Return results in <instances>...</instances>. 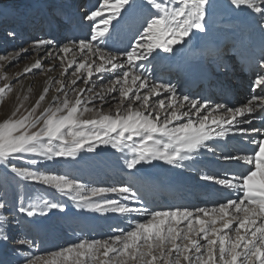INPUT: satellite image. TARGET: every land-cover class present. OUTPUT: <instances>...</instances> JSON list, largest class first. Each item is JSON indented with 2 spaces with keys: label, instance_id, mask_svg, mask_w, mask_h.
Here are the masks:
<instances>
[{
  "label": "snow or ice",
  "instance_id": "obj_1",
  "mask_svg": "<svg viewBox=\"0 0 264 264\" xmlns=\"http://www.w3.org/2000/svg\"><path fill=\"white\" fill-rule=\"evenodd\" d=\"M228 4L258 14L256 27L264 35V0H228ZM215 7L214 0H140L139 3L137 0H98V4L84 14L91 25L89 37L63 44L41 38L34 40L31 49L23 50L44 49L47 58L59 62L61 75L74 68L69 82L74 97L68 98V85L63 79L56 80L55 92L63 93V98L53 96L55 103L38 111L49 92V87H44L35 103L23 114L20 113L21 104L0 121V161L5 164L0 171V189L5 193L0 197V210H7L8 189L14 190L23 180L51 186L70 196L78 207L97 212L142 211L104 195L118 193L131 200L135 193L130 186L86 189L66 175L46 174L12 162L13 157L23 160V154H37L48 160L75 157L85 147L93 151L96 144H111L120 149L125 141L138 137V145L133 141L128 146L137 154L126 162L128 169L153 159L177 165L192 160L193 154L201 149L216 156L217 162L240 169L226 167L201 176L218 186L219 191L229 193L210 208L143 210L144 219L130 230H121L107 239H80L46 256L25 258L24 264H264V132L251 126L257 117L264 120V55L258 61L259 71L254 73L251 82L252 94L240 106L227 103L212 106L187 95L178 97L171 84H150L143 63L158 49L174 53V46L186 43V38L196 34L194 30L205 33ZM59 20L57 16L56 22ZM113 21H123V24L117 28ZM121 31L130 42L126 48L118 50V54L105 53L94 43L106 40L123 43ZM8 35L14 38L15 30ZM53 45L55 54L48 51ZM19 56V52L0 54V69ZM121 57H124L123 62H120ZM42 65L43 61L36 59L23 69L22 75L39 70ZM106 72L113 74L115 79L96 95L103 100L105 94L118 92L116 110L114 113L99 110L92 118H84V113L93 111L87 105L96 95L85 100L82 94L94 89L77 88L78 81L87 86L93 83L94 75L103 76ZM8 79L6 74L0 73V80ZM162 90L170 95L151 103ZM11 91V84L4 83L0 86V98ZM135 102H140L141 107H133ZM185 102L190 108L181 111ZM124 105L127 106L122 107ZM191 114H195V119ZM183 118H187L186 122H181ZM173 122L178 123L170 127ZM253 133L260 139H249ZM156 134L160 138H156ZM230 134L249 144L250 149L229 148L227 138ZM214 138L224 143H210ZM30 163L35 165L38 161ZM97 197L98 200L93 199ZM62 208L60 203L40 199L27 207L21 202L16 211L33 217L43 214L45 209ZM9 223L8 217H0V240L9 239ZM18 243L24 246L29 242L21 239Z\"/></svg>",
  "mask_w": 264,
  "mask_h": 264
},
{
  "label": "bare ground",
  "instance_id": "obj_2",
  "mask_svg": "<svg viewBox=\"0 0 264 264\" xmlns=\"http://www.w3.org/2000/svg\"><path fill=\"white\" fill-rule=\"evenodd\" d=\"M139 2L140 0H137V3ZM214 3L216 7L213 15L209 17L208 30L205 33L194 30L196 34L190 39L186 38L183 55H179L176 50L174 53H164L162 49H158L152 57L143 63L148 70L150 84H171L174 86L178 97L187 95L192 99L206 101L212 106L222 103H227L229 106H240L250 98L252 94L251 82L255 78L254 73L258 72L259 69L257 63L256 66L250 65V68L246 70L240 64L236 52L238 47L242 46V41H248L252 34H261L256 27L259 16L245 9L232 8L228 1L214 0ZM29 4L31 8L27 7L24 11L18 9L19 12L8 14L4 20L0 18V54L14 55L17 52L20 53L17 60H13L5 66L20 63L19 68L10 74L9 78L11 80L22 78L21 80L29 82L42 81L41 91L44 87H49L48 94L52 102H54L53 96L59 95L63 98V93L55 92L58 86L55 81L63 79L68 85L66 91L69 98L74 94L69 83L73 78L71 72L74 71V68L70 69L67 74L61 75L59 62L47 58L44 49L27 52L23 50L31 49L34 40L41 38L54 39L60 44L66 43L68 40L89 37L91 25L84 14L92 10L94 5H97V0H88L83 8L78 7V0H29ZM45 16L48 18V24L44 30L42 20ZM57 16L60 18L59 22H56ZM113 24L120 28L123 21L119 23L113 21ZM13 30L16 32L14 38L8 35V32ZM113 35L115 36V33ZM120 36L123 43L119 40L94 43L101 47L105 53L118 54V50L126 48L130 42L128 38H125L124 31H121ZM262 36L264 37V35ZM48 51L55 54V45ZM262 55H264V51ZM36 59L43 61L42 68L22 75L23 69L34 63ZM123 61L124 57H121L120 62ZM53 65L55 66L53 67ZM49 68L52 70L49 71ZM137 71L139 72L140 69ZM109 79H115V76L107 72L103 76L97 74L94 75L92 84L85 86L80 83L76 87L94 89L93 92L85 91L82 94L83 98L87 100L93 95L102 93L104 87L109 84ZM222 92H224L223 95ZM140 94L143 95V90ZM166 95L170 94H166L162 90L159 97L152 98L151 103L155 104L157 99H164ZM118 103L119 93L115 92L105 94L103 100L99 98V95H96V99L87 106L93 110L96 109V111L114 113ZM133 107L140 108V102H135ZM189 108L190 105L185 102V107L181 111H188ZM191 118L195 119V114H191ZM186 119L183 118L181 122H186ZM176 123L178 122H173L170 127H174ZM251 126L264 132V120L259 117L253 120ZM156 138H160V135L156 134ZM249 139L258 140L260 136L253 133ZM210 143L222 145L224 140L215 141L214 138ZM227 144L229 148H234L237 151L250 149L249 144L241 142L239 137L231 134L227 138ZM200 152L201 156L183 161L190 173L193 174L190 179L155 168V165L152 166L154 167L152 172L145 174L147 198L150 204L155 203L160 209L175 206L194 210L197 207L210 208L214 202L229 195L227 191H219L218 186L211 182L197 178V175L200 172L204 174L205 172L221 171V167L239 171L238 166L220 163L213 167L211 163L203 167V163L207 162L209 152L204 149H201Z\"/></svg>",
  "mask_w": 264,
  "mask_h": 264
},
{
  "label": "rangeland",
  "instance_id": "obj_3",
  "mask_svg": "<svg viewBox=\"0 0 264 264\" xmlns=\"http://www.w3.org/2000/svg\"><path fill=\"white\" fill-rule=\"evenodd\" d=\"M87 2L88 0H78V7L83 8ZM27 7H30L29 0H0V18L4 20L8 17V14L19 12L18 9L24 11ZM42 22H44L45 30L48 18L45 16ZM19 65L20 63H15L4 67L0 69V73L6 74L9 78L10 74L19 68ZM21 79L11 80L9 78L6 81L0 80V86L4 83H10L12 86V91L0 98V121L7 118L21 104L23 107H21L20 113L23 114L42 93L40 88L42 81L29 82ZM80 83L78 82L77 85ZM24 97L28 98L24 99ZM73 97L74 94L69 99ZM54 103L55 101L52 102L49 99V94H47L38 111H42L45 107ZM93 111L84 113V118H92L96 109ZM112 135L116 134L113 133ZM133 141L137 145L139 144V138L133 137V140L125 141V144L120 149L113 148L111 144H96L93 151H88V148L85 147L75 157H55L51 160L40 157L37 154H23V160L13 157L12 162L17 164V166L28 167L31 170L46 174L66 175L70 179L83 184L86 189L130 186L135 193V197L131 200L124 199L118 193H107L104 195L108 199L118 200L142 211L124 214L111 211L97 212L88 208L78 207L70 196L59 193L51 186L40 182L21 180L14 190L8 189L6 196L8 201L7 210H0V217L6 216L10 221L8 227L9 239L7 241L0 240V264H24L25 258L46 256L61 247L77 243L80 239H107L111 235L119 234L121 230H130L135 223L142 221L145 214L143 210L151 212L176 208L171 206L170 208L160 209L157 204L149 203L145 174H150L154 165L156 166L155 168L186 179H190L193 174L190 173L183 162L171 165L159 159L141 162L135 168L128 169L126 162L137 155L132 151L131 147H128L133 144ZM215 141L217 140L215 139ZM200 153L199 151L193 156L199 157L201 156ZM207 156V162L203 163V167L211 163L213 167L220 164L217 162V157L212 153H208ZM31 160H37L38 163L32 165L30 163ZM4 167V162L0 161V171H3ZM221 169L223 168L221 167ZM201 173L197 175V178L201 179L203 175ZM4 196V191L0 189V197ZM40 199L60 203L63 208L45 209L43 214L38 213L33 217H25L16 211L21 202L27 207L33 202L38 203ZM93 199L98 200L99 198ZM21 239L27 240L29 243L21 246L18 243Z\"/></svg>",
  "mask_w": 264,
  "mask_h": 264
}]
</instances>
